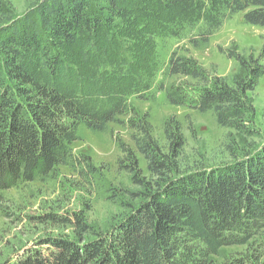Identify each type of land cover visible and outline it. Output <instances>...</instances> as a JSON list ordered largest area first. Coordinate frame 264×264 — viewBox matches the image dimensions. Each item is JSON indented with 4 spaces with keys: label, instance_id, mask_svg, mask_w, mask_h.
<instances>
[{
    "label": "trees",
    "instance_id": "obj_1",
    "mask_svg": "<svg viewBox=\"0 0 264 264\" xmlns=\"http://www.w3.org/2000/svg\"><path fill=\"white\" fill-rule=\"evenodd\" d=\"M240 13L264 29V0H38L19 17L0 0V192L46 182L61 166L88 165L72 150L79 129L126 123L136 150L124 146L119 164L139 188L135 204L103 234L87 239L77 221L76 238L49 239L10 264H218L230 247L246 252L222 264H264V145L214 170L177 175L182 128L167 125L165 155L149 116L130 103L147 100L153 87L157 39H185L189 28L196 33L190 47L200 49ZM228 58L239 64L232 84L176 49L168 76L198 88L193 95L185 85L158 89L173 106L212 112L244 141L258 135L252 95L264 65L233 52Z\"/></svg>",
    "mask_w": 264,
    "mask_h": 264
},
{
    "label": "rangeland",
    "instance_id": "obj_2",
    "mask_svg": "<svg viewBox=\"0 0 264 264\" xmlns=\"http://www.w3.org/2000/svg\"><path fill=\"white\" fill-rule=\"evenodd\" d=\"M37 1L10 0L18 17L28 12ZM190 30L187 29L185 39H157V71L153 87L147 100L130 99L141 115L149 116L153 138L165 155H171L167 125L177 122L182 128L185 146L176 160L177 175L214 170L264 145V76L259 79L252 95L256 110L254 126L258 135L244 141L233 130L218 125L212 112L202 114L187 106H173L165 93L158 89L162 83L168 88L172 84L185 85L192 95L195 93V80L170 78L167 74L170 56L176 49L189 51L212 79L221 78L232 84L238 75L239 64L229 59L228 54L238 53L245 59L254 57L264 65V29L247 24L244 13H240L226 19L209 43L200 49L190 47L188 40L196 34ZM79 137L72 146L73 153L80 158L87 157L89 166L84 161L75 170L61 166L46 182L20 185L0 192V264L23 258L40 249L42 242L49 239L76 238L77 221L87 228L85 238L99 236L135 204L131 193L138 192L139 188L132 184L131 176L119 164L125 158L124 146L136 150L128 123L125 126L112 124L104 132L81 127ZM136 156L141 177L149 181L151 176L145 160L138 153ZM245 252L243 247L225 248L215 261L222 264Z\"/></svg>",
    "mask_w": 264,
    "mask_h": 264
}]
</instances>
